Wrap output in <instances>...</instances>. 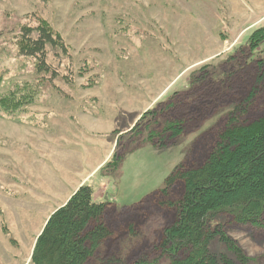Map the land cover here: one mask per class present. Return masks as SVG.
<instances>
[{"label":"rangeland","instance_id":"1","mask_svg":"<svg viewBox=\"0 0 264 264\" xmlns=\"http://www.w3.org/2000/svg\"><path fill=\"white\" fill-rule=\"evenodd\" d=\"M40 20L67 46L66 53L48 49L54 76L39 74L35 59L18 50L20 28ZM263 26L264 0H0V98L25 85L38 92L20 112L0 109V264H29L49 216L85 183L96 202L109 204L111 251L129 261L157 255L161 233L175 219L163 201L181 189L178 183L161 196L167 179L184 163L202 162L206 131H215L260 71L237 70L236 88L192 113L182 136L166 146L144 143L147 132L136 136L133 128L147 110L189 89L200 68L226 63ZM259 48L264 56V40ZM258 90L261 108L252 111L264 109V83ZM202 101L192 104L210 103ZM227 219V234L264 264V224Z\"/></svg>","mask_w":264,"mask_h":264},{"label":"trees","instance_id":"2","mask_svg":"<svg viewBox=\"0 0 264 264\" xmlns=\"http://www.w3.org/2000/svg\"><path fill=\"white\" fill-rule=\"evenodd\" d=\"M20 29L19 53L35 59L39 74L54 76L48 49L66 53L63 37L41 20L37 26L23 25ZM263 40L264 26L255 29L220 67L200 68L189 80V89L175 91L147 110L140 119L145 122L133 128L136 136L147 132L144 143L166 146V140L182 136L185 126L195 117L190 116L192 113L205 112L226 88H236L231 86V79L237 70L260 71L256 85L223 114L225 117L215 131H206L211 137L200 147L204 154L202 162L184 163L167 179L161 196H168L178 183L181 189L176 196L170 195L169 200L163 201L175 210V219L162 231L155 247L157 255L129 261L119 251H111L109 242L113 241L114 232L108 218L109 204L96 202L92 188L85 183L49 216L29 264H262L261 257L250 258L227 234L226 225L228 216L239 224H264V109L252 111L262 102L257 103V94L264 83V56H260L259 48ZM228 63L231 66L226 71ZM217 74L219 78L215 77ZM2 82L0 74V86ZM37 96L35 87L19 86L0 98V109L20 112ZM195 98L202 102L210 99V103H204V107L193 105ZM160 105L165 107L161 109ZM219 109L217 113L222 110ZM215 243L220 246L212 250Z\"/></svg>","mask_w":264,"mask_h":264},{"label":"water","instance_id":"3","mask_svg":"<svg viewBox=\"0 0 264 264\" xmlns=\"http://www.w3.org/2000/svg\"><path fill=\"white\" fill-rule=\"evenodd\" d=\"M42 232V231H41ZM41 234V233H40ZM36 244V243H35Z\"/></svg>","mask_w":264,"mask_h":264},{"label":"crops","instance_id":"4","mask_svg":"<svg viewBox=\"0 0 264 264\" xmlns=\"http://www.w3.org/2000/svg\"><path fill=\"white\" fill-rule=\"evenodd\" d=\"M80 187V186H79ZM78 189V188H77Z\"/></svg>","mask_w":264,"mask_h":264}]
</instances>
